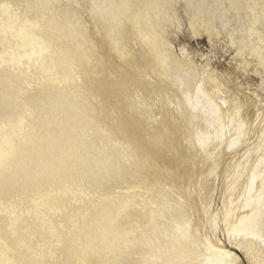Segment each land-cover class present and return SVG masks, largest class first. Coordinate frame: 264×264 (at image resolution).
<instances>
[{
    "label": "bare ground",
    "instance_id": "obj_1",
    "mask_svg": "<svg viewBox=\"0 0 264 264\" xmlns=\"http://www.w3.org/2000/svg\"><path fill=\"white\" fill-rule=\"evenodd\" d=\"M182 20L258 80L176 54ZM240 256L264 264V0H0V264Z\"/></svg>",
    "mask_w": 264,
    "mask_h": 264
},
{
    "label": "rangeland",
    "instance_id": "obj_2",
    "mask_svg": "<svg viewBox=\"0 0 264 264\" xmlns=\"http://www.w3.org/2000/svg\"><path fill=\"white\" fill-rule=\"evenodd\" d=\"M163 38L172 45L176 54L185 47L193 51L195 60L198 63L208 60L211 66L220 70L229 68L231 71H236L243 80L254 82L258 80V76L250 71L251 66L246 67V72L238 68L237 64L239 59L234 58L235 51L228 45L222 36H218L212 45L210 38L205 32L194 35L192 31L187 28L185 20H182L180 28H177L174 24L168 23ZM241 72H243V75H241ZM240 258L242 262L244 261V264H247L243 256H240Z\"/></svg>",
    "mask_w": 264,
    "mask_h": 264
}]
</instances>
